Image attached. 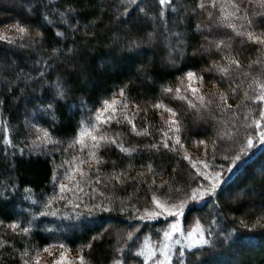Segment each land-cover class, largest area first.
Masks as SVG:
<instances>
[{"label":"trees","instance_id":"16d2710c","mask_svg":"<svg viewBox=\"0 0 264 264\" xmlns=\"http://www.w3.org/2000/svg\"><path fill=\"white\" fill-rule=\"evenodd\" d=\"M199 2L173 0L160 6L158 0H0V35L12 41H0V264H23L55 242L84 255L88 264H114L118 249L128 252L123 239L116 240L118 234L135 227L140 232L127 245L137 246L126 264H137L132 257L140 251L145 253L139 258L143 264H154L146 259L147 248L168 264L158 249L173 218L139 217L155 209L153 196L171 206L197 184L209 188L214 181L199 176L197 168L208 177H220L211 191L186 200L179 228L188 233L200 227L205 241L189 249L177 243L167 251L171 264H264V142L259 139L262 129L253 125L260 119L255 96L264 83V46L237 34L243 31L242 19L231 18L236 30L226 27L227 21L218 22L223 12L233 11L230 4L220 11L225 0H217L216 8L204 0L205 10L197 7ZM237 2L250 13L264 10V0ZM68 8L71 14L62 16ZM12 24L29 32L6 30ZM220 40L224 43L217 49ZM225 56L241 65H231L226 76L213 67L228 66ZM188 71L204 78L203 103L188 87ZM57 81L69 89L67 98L54 110L43 111ZM228 84L237 91L230 92ZM221 92L228 94L230 109L216 107ZM185 95L196 107L180 99ZM210 98L213 103L207 105ZM112 99L119 122L100 124L97 134L116 143L102 142L95 153L101 163L96 164L91 147L81 151L78 140L96 124L93 110ZM155 103L176 111L179 144L168 131L167 121L173 117L153 108ZM42 130L49 132L48 138ZM165 132L171 137L168 148L162 146ZM199 140L206 142V154ZM83 170L86 178L79 193L61 200L66 174L75 177ZM234 188L254 196L261 208L251 212L248 200L237 203ZM12 223L30 232H13L8 227ZM64 223L71 228L62 229Z\"/></svg>","mask_w":264,"mask_h":264},{"label":"snow or ice","instance_id":"6c2138e0","mask_svg":"<svg viewBox=\"0 0 264 264\" xmlns=\"http://www.w3.org/2000/svg\"><path fill=\"white\" fill-rule=\"evenodd\" d=\"M130 3L136 4L137 0H130ZM172 3H173V0H158V4L160 6H170ZM227 4H230L231 8L233 9V11L230 14L223 12V9ZM197 7L201 10H205L207 8V5L205 4L204 0H200ZM211 7L212 8L217 7V0H211ZM261 7L264 8V4H262ZM72 11L73 10L71 8H68V9H66V12L64 14H61V15L62 16L63 15H70ZM124 11H125V13H127V11H128L126 6H125ZM140 11H145V10L140 9ZM193 11H195V8H193ZM220 11L223 12V15L221 17H219L218 22L222 23L224 21H227L226 27L231 28L233 30H236L237 25L234 22H232L231 18L235 17L237 20L242 19L243 23L240 25V27L243 29V31L238 32L237 34L238 35H245V36H247V38L251 42L264 46V10L250 13L247 8H242L241 3H238L237 0H225V3H222L220 6ZM207 14L209 17L213 16V13L211 11H209ZM237 14H239V15H237ZM6 30H14L15 33H17V34L29 32V30L27 28L21 27L18 24H12ZM209 30H211V29H209ZM36 35L39 36L40 33H36ZM60 35H63V34L61 33ZM178 35L179 34H177V36ZM0 41H7L9 43H12V41L9 39V37L6 34L0 35ZM223 43H224L223 40H220V41L215 43V47L217 49H220V47L223 45ZM224 59L228 61V66H220V65L214 64L213 67L218 68V70L220 72L224 73L225 76L228 74L229 67L231 65H235L238 68L241 66L240 61L238 59L230 58L229 56H225ZM256 63H260V62L256 61ZM211 70H212L211 68L207 69V71H211ZM186 76H187L188 80H192L193 78H198L202 82L204 79L203 76L197 77V74L195 72H192V71H188L186 73ZM225 76H221L220 79L222 81H224ZM255 82L256 81L254 79L253 83H255ZM227 86H228L230 92L235 93L237 91V89L233 88L231 86V84H228ZM189 88H190L192 94L195 95L201 103H203L204 97L199 94V89L191 87V85H189ZM173 91L174 90L172 88H166L165 89V92H168V93H171ZM68 92H69V89H67L66 85L60 81H57L56 87H55V93L52 96L51 101L42 105L41 106L42 110L43 111L54 110V107L59 104L60 100H64L67 98ZM121 95H123L122 92H121ZM215 95H216V93L211 94V96H215ZM245 95H247V93H245ZM180 99L181 100H187L188 103L192 107H196V105L192 104V101L189 100L186 95L181 96ZM228 99H229V96L227 93H223V92L219 93V100L216 102V107H220L222 110L224 108L230 109L231 105L227 103ZM255 100L258 102V104H257V108H258L257 115L260 117V119L254 120L253 125L256 129H262L259 132V139L262 142H264V123H262V121H264V107L260 106V105H264V83L260 84L259 94H257L255 96ZM212 103H213V99L210 98L207 101V105H211ZM116 104H117V101L115 99L104 100L100 109L93 110L95 112L96 124L92 125L90 130L86 128L84 131H82L80 133V138L78 140V143L82 146L80 150L84 151L85 148L88 147V145L85 144V139H84L85 137H88L92 141L90 155L95 160L96 164L101 163V161L96 157L95 153H96L97 149L102 147V142L104 144H115L116 143L115 139H113L111 137H107L105 134H97V131H98L100 124H108L109 121H111L113 119H117V122H119V119L115 116V113L117 111V108L115 107ZM207 105H205V106H207ZM124 107H126V105ZM152 107L157 108V109L163 108L165 112L169 113L170 116L173 117V119H170L169 121H167L168 131L172 132L173 135L176 136V143L179 144L180 138L176 134L180 133L181 126H180V121L177 119H174V117H176V115H177L176 111H174V109L172 107H169L168 105L163 104V103H155L152 105ZM123 119L132 125L133 131L136 130V125L132 122V120L127 115H125L123 117ZM90 120H91V117H90ZM42 131H43V137L48 138L49 132L47 130H42ZM137 134L139 135L141 133H137ZM164 137H165V139L162 140V146L164 148H168L171 137H168L167 132L164 133ZM9 143H12V141L9 140ZM198 143L205 146V154H206L207 153L206 142L204 140H199ZM247 143H248V145H252L253 140L251 138H249L247 140ZM117 146L121 147V151H126V149H124L122 146H120V145H117ZM160 146H161L160 144L151 145V147H153V148H159ZM185 159L190 160V157L186 156ZM201 163H203V161H201ZM193 166L195 167V165H193ZM204 167L207 168V164H205ZM148 171H152V169L149 167ZM197 173L199 174V176H205L206 179L211 178L214 182L207 189H204V188H202V186L197 184L196 188H192L189 192L185 193V199H181V200H179L178 203L171 204V206L161 202L159 199H157L155 196H153L152 202L156 205L155 209H153L151 211H146L145 215L140 216L139 219L144 220L146 217L149 219H155V218H158V217L163 216L165 214H167L168 216H172V217H175L176 215H183L181 209L186 206V200H196L200 196L204 195L206 192L211 191V189L216 187L215 182L220 177V173H216L214 177H208V176H206L205 172L201 171L199 168H197ZM81 175H84V173L81 172ZM115 179H120V176L119 175L115 176ZM60 189H61V193H66L68 191H71V189L66 188V186L64 184L60 185ZM28 191H29V195H30V190H28ZM64 198L65 197L62 194L60 196V199L62 200ZM77 207H78V205H77ZM96 207H98V206H96ZM92 210L93 209H89V212H91ZM100 210L103 211L105 209H100ZM137 211L139 212L140 210L137 209ZM41 215H47V213H41ZM29 223H31V221H29ZM3 224H4V220H0V225H3ZM8 227L10 229H12L13 232H17L19 234H25L26 235L30 232L29 227H21V225L19 223L9 224ZM172 227L176 228L175 225H173ZM139 232H140V228L135 227L132 232H126L124 234L122 239L124 241L125 246L128 247V252L125 253L123 248L118 249L117 251L119 253V256H118V258L114 259V264H126L127 257L131 256V254H132V248L137 246L135 244V242H133V244L131 246H128L127 241L133 240L134 234L139 233ZM165 235L167 236L168 233H165ZM93 239H95V237H93ZM88 247H91V245H88ZM58 248L63 250V249H65V245L59 244ZM43 251L49 253V255L53 257L51 264H88L84 255H79L76 258V260H70V259H68L67 255H66V251H60L58 254L53 253L51 251V248H44ZM23 256L28 257L27 251H25L23 253ZM141 256H145V253L142 251L137 252L135 254V256L132 257V259L135 260L137 262V264H143V261L139 259ZM31 259H32L31 257L25 258L23 260V264H30ZM146 259L153 260L154 264H163V262H161L159 260V258L157 257V253L155 250H151L146 255ZM165 260L168 261V264H171L172 257L167 252H165ZM34 264H40V253L39 252L36 253Z\"/></svg>","mask_w":264,"mask_h":264},{"label":"rangeland","instance_id":"374dc122","mask_svg":"<svg viewBox=\"0 0 264 264\" xmlns=\"http://www.w3.org/2000/svg\"><path fill=\"white\" fill-rule=\"evenodd\" d=\"M189 85H191V87L198 88L199 89V94L201 92L200 90H202L204 88V86H202V82L198 78H193L192 80H189L188 87H189ZM201 94H202V92H201ZM168 118H172V117H168ZM197 120H202V117H197ZM24 123L28 124V125H31V122H30V120L28 118H25ZM89 141L92 144V141L90 139H89ZM91 144H87V145L89 147H91ZM80 168H81V166H80ZM81 170L82 169H80V171ZM86 170H83L82 173L85 174ZM66 176L67 177H65L63 179L64 181H61V182H63V184L66 186V188L71 189V191H68L66 193H61V194L66 195V194L76 193V192L79 193V187L78 186H79V184L81 182V179H83V177L86 178V175L78 174L75 177H70V176H68V174H66ZM234 189L235 190H234V192L232 194L236 195V199L235 200H236L237 203H239L242 200H245V201L248 200V202L250 204V211L251 212H254V211L256 212L258 208H261V205H259L260 201L258 199H256V198H254V196L247 195V193L243 189H240V188H234ZM227 196H229V195H227ZM262 209L264 211V207ZM64 210L65 209H63V211ZM184 210H185V207H183L181 209L182 213L184 212ZM166 215L167 214H165L163 216L173 218V221H172L173 223L171 224V226H170V228H169V230L167 232L168 235L166 236V239L161 244L162 246L158 250H163L164 252H167L170 248L176 247L177 243H181L184 249H189V248H192V247H195V246H199V245L204 243L205 236H204L202 228L196 227V228H194L192 230H189L188 233H183L182 232V228H179L181 226V217H182V215H176L175 217L166 216ZM173 225H175L176 228H173L172 227ZM60 227L62 229L63 228L64 229H70L71 225H68V224L64 223ZM72 227L73 228H75V227L77 228L78 225H74ZM124 233H125V230H123L122 232H120V234H118V236L116 238V240L118 242L122 240V236L124 235ZM249 242H250L249 240L245 239V241L243 243L249 245L250 244ZM59 244H64V243L55 242L53 245L45 246L44 248H51V251L53 253H57V254L60 251H66V255H67L68 259H70V260H76V258L80 255L77 252H73V251L69 250L68 248H66V246H65V249H63V250L59 249L58 248ZM44 248L37 250V252L40 253V264H51V261H52L53 257L50 256L49 253L44 252L43 251ZM238 249H241V247H239ZM146 251H147V254L150 252V250L148 248L146 249ZM36 253L31 257L32 259L30 261V264H34ZM218 264H221V263H218ZM232 264H236V263L234 261H232Z\"/></svg>","mask_w":264,"mask_h":264}]
</instances>
